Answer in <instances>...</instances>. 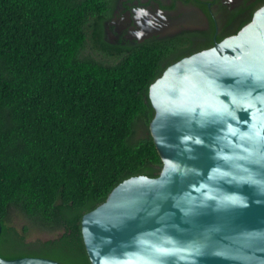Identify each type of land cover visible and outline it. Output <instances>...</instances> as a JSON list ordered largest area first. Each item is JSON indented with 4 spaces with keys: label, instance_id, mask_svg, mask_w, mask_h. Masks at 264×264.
Segmentation results:
<instances>
[{
    "label": "trees",
    "instance_id": "16d2710c",
    "mask_svg": "<svg viewBox=\"0 0 264 264\" xmlns=\"http://www.w3.org/2000/svg\"><path fill=\"white\" fill-rule=\"evenodd\" d=\"M111 12L112 0H0L4 259L91 264L82 217L124 180L161 172L149 87L186 53L169 58L172 39L111 44ZM32 233L48 240L23 241Z\"/></svg>",
    "mask_w": 264,
    "mask_h": 264
},
{
    "label": "water",
    "instance_id": "95a60500",
    "mask_svg": "<svg viewBox=\"0 0 264 264\" xmlns=\"http://www.w3.org/2000/svg\"><path fill=\"white\" fill-rule=\"evenodd\" d=\"M149 99L161 172L124 180L82 217L91 264H264V6L168 66Z\"/></svg>",
    "mask_w": 264,
    "mask_h": 264
},
{
    "label": "flooded vegetation",
    "instance_id": "af4514ba",
    "mask_svg": "<svg viewBox=\"0 0 264 264\" xmlns=\"http://www.w3.org/2000/svg\"><path fill=\"white\" fill-rule=\"evenodd\" d=\"M262 6L264 0H112L111 16L104 22L105 39L123 45L172 39L175 50L169 58L186 53L184 58L236 34ZM150 31L158 34L142 37Z\"/></svg>",
    "mask_w": 264,
    "mask_h": 264
},
{
    "label": "rangeland",
    "instance_id": "374dc122",
    "mask_svg": "<svg viewBox=\"0 0 264 264\" xmlns=\"http://www.w3.org/2000/svg\"><path fill=\"white\" fill-rule=\"evenodd\" d=\"M17 223H19V225L23 224V220H16ZM45 237V235L41 234V233H32L31 237Z\"/></svg>",
    "mask_w": 264,
    "mask_h": 264
}]
</instances>
